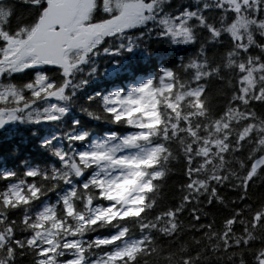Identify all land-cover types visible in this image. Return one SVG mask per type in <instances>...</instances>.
<instances>
[{"label": "trees", "instance_id": "16d2710c", "mask_svg": "<svg viewBox=\"0 0 264 264\" xmlns=\"http://www.w3.org/2000/svg\"><path fill=\"white\" fill-rule=\"evenodd\" d=\"M147 1L141 22L68 51L70 74L0 72V110L17 112L0 127V264L264 256V0ZM1 3L0 32L26 38L41 8Z\"/></svg>", "mask_w": 264, "mask_h": 264}, {"label": "rangeland", "instance_id": "374dc122", "mask_svg": "<svg viewBox=\"0 0 264 264\" xmlns=\"http://www.w3.org/2000/svg\"><path fill=\"white\" fill-rule=\"evenodd\" d=\"M60 1V0H57ZM97 0H81L78 6L77 16L74 23L70 26V34L67 39V45L70 47L68 51L80 49L89 50L91 46L99 42L102 37L106 35H111L121 30H125L137 23L141 22L143 19L148 17V11L152 10V1L138 0L124 3L116 12V14L109 17L105 22L88 24L86 23L88 19L89 11L93 4ZM104 3V7L109 10L112 9L110 3L107 0H100ZM231 4L235 9H240L243 4L248 3L250 0H230ZM147 5V6H146ZM7 10L0 8V15H5ZM244 17V16H243ZM241 23L245 24L244 18H242ZM125 27V28H124ZM92 36L91 40L89 39ZM1 39L4 40V48L1 51L2 58L0 60V72L6 66H14L15 69H24L27 67H39V63L36 56L30 54L32 47H28L25 44V38L8 36L6 33L0 32ZM68 51L65 54L67 61L70 63L72 68L71 58L68 55ZM58 68V67H57ZM62 69V68H60ZM63 70V69H62ZM71 72V71H70ZM63 73L66 74L63 70ZM70 74V73H69ZM145 80H141L138 84L134 85L133 92L139 91V89L145 83ZM60 90L54 93L55 96L59 97L61 95ZM53 95V94H52ZM17 112L0 110V127L12 119H15ZM138 152V151H137ZM136 151L131 153V158H136ZM1 234V233H0ZM2 240L3 236L1 234ZM2 242V241H1ZM1 244V243H0ZM259 264H264V256L260 259Z\"/></svg>", "mask_w": 264, "mask_h": 264}, {"label": "water", "instance_id": "95a60500", "mask_svg": "<svg viewBox=\"0 0 264 264\" xmlns=\"http://www.w3.org/2000/svg\"><path fill=\"white\" fill-rule=\"evenodd\" d=\"M81 0H48L36 27L25 40L32 47L30 54L36 56L39 63L50 67L62 68L66 74L71 71V65L65 54L70 49L66 44L68 26L77 15ZM90 36V35H89ZM92 36H90L91 40ZM2 237L0 234V243Z\"/></svg>", "mask_w": 264, "mask_h": 264}, {"label": "flooded vegetation", "instance_id": "af4514ba", "mask_svg": "<svg viewBox=\"0 0 264 264\" xmlns=\"http://www.w3.org/2000/svg\"><path fill=\"white\" fill-rule=\"evenodd\" d=\"M2 1H4V0H0V8H3V5H2ZM48 0H45V4L44 5H42V3H41V0H16V3H23V4H25L26 6L28 5V4H30V3H34L35 5H37V7L38 8H41V13H42V11H43V9L45 8V6H46V2H47ZM57 1V0H56ZM61 1V0H60ZM94 5L95 4H93L92 5V7H91V9H90V11L94 8ZM89 11V12H90ZM77 12H78V9H77ZM41 16V15H40ZM77 16V15H76ZM76 18V17H75ZM74 21H75V19L72 21V23L68 26V37H69V34H70V26L74 23ZM100 22H105V21H90V22H88V20L86 21V23H88V24H94V23H100ZM36 27V25L34 26V28ZM33 28V29H34ZM125 28V27H124ZM33 29L31 30V32H30V34L32 33V31H33ZM29 34V35H30ZM28 35V36H29ZM28 36L25 38V40L28 38ZM26 46H28V45H26ZM28 47H30L31 48V46H28Z\"/></svg>", "mask_w": 264, "mask_h": 264}, {"label": "clouds", "instance_id": "9594fccd", "mask_svg": "<svg viewBox=\"0 0 264 264\" xmlns=\"http://www.w3.org/2000/svg\"><path fill=\"white\" fill-rule=\"evenodd\" d=\"M147 6V5H146Z\"/></svg>", "mask_w": 264, "mask_h": 264}]
</instances>
